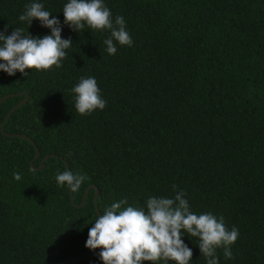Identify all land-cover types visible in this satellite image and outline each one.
Segmentation results:
<instances>
[{"label":"trees","instance_id":"16d2710c","mask_svg":"<svg viewBox=\"0 0 264 264\" xmlns=\"http://www.w3.org/2000/svg\"><path fill=\"white\" fill-rule=\"evenodd\" d=\"M40 2L63 22L66 0ZM104 2L125 18L130 47L108 55L107 31L64 25L62 38L73 42L61 68L0 74V99L30 95L4 131L27 95L0 104V264H102L100 250L85 247L99 215L94 188L80 206L90 185L100 212L182 190L191 211L239 230L231 259L216 250L219 264H264V0ZM26 3L0 0V31L50 32L18 21ZM82 76L95 77L103 110L75 111L70 89ZM66 161L87 176L74 203L55 181ZM182 239L192 264H205L196 238Z\"/></svg>","mask_w":264,"mask_h":264},{"label":"clouds","instance_id":"9594fccd","mask_svg":"<svg viewBox=\"0 0 264 264\" xmlns=\"http://www.w3.org/2000/svg\"><path fill=\"white\" fill-rule=\"evenodd\" d=\"M63 22L45 10L40 0H28L18 16L20 23L28 28L38 20L50 32L34 36L23 27H14L11 33L0 31V72L15 76L17 72L26 77V69H59L66 57V50L72 45L71 38H62L64 25L81 33L84 30L107 31L103 40L104 52L115 55L117 45L131 46L133 41L126 30L123 16H112L104 0H66L63 5ZM51 16V18H50ZM74 108L80 115H90L103 110L106 101L100 94L93 76H82L70 89ZM17 181L19 173H13ZM87 180L86 175L73 174L70 170L58 172L55 181L58 187L72 192L80 189ZM125 200L114 201L106 206L88 229L85 247L99 249L102 264H192L193 251L182 237L196 238L193 242L200 250L205 264H219L216 255L223 249L226 259H231V245L238 238L239 230L225 227L223 218L218 219L211 212L196 214L190 210L186 194L175 191L173 197L149 196L142 207L128 205Z\"/></svg>","mask_w":264,"mask_h":264},{"label":"water","instance_id":"95a60500","mask_svg":"<svg viewBox=\"0 0 264 264\" xmlns=\"http://www.w3.org/2000/svg\"><path fill=\"white\" fill-rule=\"evenodd\" d=\"M0 74H1V72H0ZM23 94H26V95H27L26 98L23 99V100H22L21 102H19L18 104H16V105L10 110V112H9L8 115L5 117V119H4V121H3L2 125H1V130H2V131H4L5 123H6L7 120L12 116V114L14 113V111H15L17 108H19L21 105H23V104H25L26 102L29 101V99H30V95L28 94V92L22 91V92H18V93H11V94H8V95H6L5 97H3V98L0 99V104H1L2 102H4L5 100H7V99L10 98V97H14V96H17V95H23ZM8 135H9V136H14V134H8ZM17 136H20V137H23V138H27L28 140L33 141V140L31 139V137L26 136V135H20V134H18ZM40 154H41V153H40V150L37 149V151H36V155H35V157H34V160L38 159L39 156H40ZM50 156H55V155L52 154V155H47V156H45V157L41 160V164H40V166L38 167L39 170L43 168L45 161H46ZM34 160L31 161V165H32V166H33V161H34ZM66 167H67V170H70V169H69V164H68L67 161H66ZM91 188H94V189H95V199H94V201H95V205H96L97 212H98V214H100V210H99V208H98V194H99V190H98V188H97L95 185H90V186L86 189L85 194H84V198H83V202H82V204H81L80 206H84V205H85L86 200H87L88 192H89V190H90ZM69 191H70V190H69ZM70 196H71L72 202L74 203V196H73V192H72V191H70Z\"/></svg>","mask_w":264,"mask_h":264}]
</instances>
